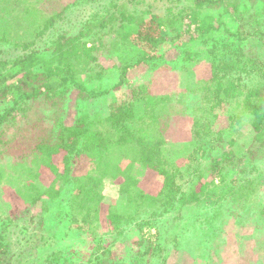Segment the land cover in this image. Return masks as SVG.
Instances as JSON below:
<instances>
[{"label": "trees", "instance_id": "16d2710c", "mask_svg": "<svg viewBox=\"0 0 264 264\" xmlns=\"http://www.w3.org/2000/svg\"><path fill=\"white\" fill-rule=\"evenodd\" d=\"M22 1L13 18L28 22H0V46L20 53L0 59V256L6 226L24 212L45 227L42 235L73 232L79 244L68 258L53 249L38 264H113L120 244L135 248L120 264H162L198 210L211 214L207 245L220 218L235 221L250 207L264 215L252 204L260 177L253 161H264V52L246 47L264 46V0H175L162 15L111 0L61 32L60 20L95 0ZM7 5L0 0V14ZM142 39L149 52L137 56ZM173 41L182 63H160L171 72L148 76V61ZM140 64L149 69L135 74ZM101 96L109 102L98 116ZM69 106L70 123H55ZM106 185L117 187L121 210L105 209Z\"/></svg>", "mask_w": 264, "mask_h": 264}, {"label": "rangeland", "instance_id": "374dc122", "mask_svg": "<svg viewBox=\"0 0 264 264\" xmlns=\"http://www.w3.org/2000/svg\"><path fill=\"white\" fill-rule=\"evenodd\" d=\"M7 1V0H5ZM111 0H95L89 4H83L81 6H76L75 10L71 11V15L66 16L64 20H60L56 24L55 32L67 31V30H75L79 26H81L82 22L87 18L90 11H104V7L109 5L107 4ZM125 0H115V3L122 2L124 3ZM22 0H8V5L4 8L0 14V22H28L26 18L23 16L16 20L13 18L15 16V11L17 9H23L24 4ZM131 4H129L130 6ZM132 5L136 9H148L155 14L162 15L166 12V8L175 7L176 1L175 0H134ZM150 24V23H149ZM146 26V25H145ZM151 28H147L148 33L152 34L157 31L156 26L151 23ZM136 28V27H133ZM51 34L54 32H48L45 35L44 40L51 37ZM135 36L138 34L134 33ZM262 39V38H261ZM44 40H40L37 42V45L41 46L44 43ZM252 41V40H251ZM250 41V42H251ZM264 41V38H263ZM247 43L246 47H250L255 49L258 53L264 52V46L258 47L257 44L255 45ZM255 42V41H253ZM236 44V43H235ZM250 44V45H249ZM36 47V46H34ZM137 49L138 55L141 56L142 52L148 53L149 46L145 42V40H140L137 42ZM160 48V47H159ZM178 48V42L173 41L170 46L168 43L162 45L160 50L157 51L156 56H164L167 60H162V58L157 59L152 54V60H149L148 63L151 65L150 70L146 72L148 75L149 73L154 74L155 77H158L155 73L164 74L166 72H171L170 67L165 66L160 63L170 62L171 59H176L180 64L182 63L178 59V54L176 51ZM258 50H257V49ZM135 51V52H136ZM20 54L18 49H11L8 46H0V59L9 60L12 59L14 56ZM132 56V54H131ZM126 56L128 57L126 60L131 61L133 56ZM192 58L193 56H188ZM125 58V57H124ZM150 58V57H149ZM148 58V59H149ZM161 60V61H160ZM159 61V64L157 63ZM170 64V63H169ZM208 66V64L206 63ZM144 69H149L148 65L140 64L135 68V74L143 71ZM156 69V70H155ZM174 69V68H173ZM149 76V75H148ZM152 76V75H151ZM154 77V79H155ZM144 79V77H143ZM149 79V77H148ZM163 78H161L162 80ZM138 79H136L137 81ZM151 82V80H150ZM184 84V82H182ZM150 90V89H149ZM152 92V89L150 90ZM156 90H153L155 93ZM109 96H101L99 98V102H97V107H94L92 110L97 111V115L101 116L105 112H102V108L106 110V105L109 102ZM111 100V97H110ZM73 101L71 102V104ZM189 103H191L192 107H197L200 104V99L198 95H193L191 99H189ZM81 104V102H79ZM71 106V105H70ZM67 107L66 115L63 118H60V112L58 115V119H55V123L60 120H64V122L70 123L72 119V107ZM44 111H42L43 113ZM51 110L45 112V115L50 114ZM56 114V110L53 109V115ZM38 115H41L38 113ZM57 116V115H56ZM44 118V114H43ZM58 122V123H59ZM247 134V132H245ZM244 133V135H245ZM249 134V133H248ZM240 140H242L240 138ZM242 142V141H240ZM240 153V152H239ZM238 153V154H239ZM211 158L214 159L215 155L218 158V155L214 153L213 150H210ZM215 154V155H214ZM216 159V157H215ZM236 163L246 164L245 168H248V162L243 159L239 160V156L237 159L234 160ZM253 165H258L260 170V177H259V187L258 191L256 192V199L252 202H259L260 205L264 206V161L263 160H256L253 161ZM251 171H248L249 173ZM257 174L256 171H252L250 173L251 176H255ZM229 178V175H228ZM222 190L219 189L218 192ZM104 194V202H105V209L110 206L114 205L117 206L119 210L123 208V203L119 200L118 196L119 193L117 191L116 186H109L106 185L103 189ZM217 195L215 198H217ZM122 205V207H121ZM196 209V208H195ZM197 210V209H196ZM191 211V212H190ZM200 211V215L198 217V222H193L194 219L191 217L186 216L183 220V224L181 225V229L183 231L184 239L182 240L181 246L177 250H169L165 256V261L162 264H264V215L262 212L257 213L256 210L251 209V207L247 210V213H244L243 216L239 218H234L235 221L232 219H223L220 218V222H217L219 226L221 225V231H217L216 237L212 238L210 244L207 245L203 238V234L207 231V227L213 222H209L208 218L211 217L209 210H198L197 213ZM37 212V211H36ZM186 212L190 215L195 217V213L193 210L185 209L183 214ZM26 212L18 215L15 219L8 223L6 226V232L4 233V242L6 244V253H2L0 256L1 264H24L29 262L40 263L42 261V257L46 255L50 250H63L65 254V258H68L70 255L69 250L75 249L78 247L77 244V237L70 232L66 236H58L54 234V237H51L47 234L42 235L40 233L41 229L45 227L42 225L40 226L39 222L36 218H33L27 214ZM39 214V212H37ZM103 214L99 213V221L100 223V232L101 230H106L105 228V221H103ZM98 224V223H96ZM99 226V225H97ZM48 225L46 224V229L48 230ZM104 227V228H103ZM137 225L136 228L134 227V231L132 232V239H136L137 237ZM201 227V228H200ZM103 228V229H102ZM185 228V230H183ZM195 228H200L198 230L193 231ZM224 228V229H223ZM199 231V234H198ZM209 232L211 230L209 229ZM102 233V232H101ZM105 234V233H104ZM110 236H107V240ZM203 240V241H202ZM202 241V242H201ZM111 242V241H108ZM107 244H111L108 243ZM131 245V244H129ZM203 245H207L204 247ZM113 255L111 256V262L113 264H120L124 263L129 256L127 253L128 251L132 252L135 251V248H126V246L119 245L118 247L114 248ZM91 256L88 257V260H91ZM161 262V261H160ZM61 263V261H59ZM159 263V262H158Z\"/></svg>", "mask_w": 264, "mask_h": 264}]
</instances>
